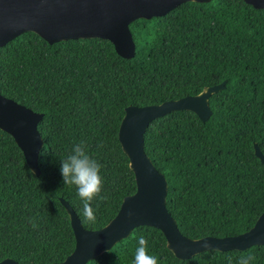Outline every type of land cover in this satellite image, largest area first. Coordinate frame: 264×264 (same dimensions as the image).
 I'll list each match as a JSON object with an SVG mask.
<instances>
[{"label": "trees", "instance_id": "16d2710c", "mask_svg": "<svg viewBox=\"0 0 264 264\" xmlns=\"http://www.w3.org/2000/svg\"><path fill=\"white\" fill-rule=\"evenodd\" d=\"M130 29L136 42L130 59L98 37L51 44L27 31L0 47L1 93L44 113L40 176L0 128V261L52 264L73 252L76 237L60 197L87 229L116 216L137 188L119 140L127 106L195 95L223 81L225 89L210 96L206 122L190 110L171 111L150 123L145 149L168 180L167 207L184 235H238L264 211V163L254 146L264 154V9L244 0L188 1ZM80 141L102 165L100 196L107 199L91 202L95 222L84 218L76 186L65 185L60 171ZM140 236L158 264H238L248 255L255 257L251 264H264V245L179 259L163 232L148 225L87 264H133Z\"/></svg>", "mask_w": 264, "mask_h": 264}, {"label": "water", "instance_id": "95a60500", "mask_svg": "<svg viewBox=\"0 0 264 264\" xmlns=\"http://www.w3.org/2000/svg\"><path fill=\"white\" fill-rule=\"evenodd\" d=\"M188 1L204 3L211 0H0V47L27 31L37 33L51 44L98 37L111 41L119 55L130 59L136 54L130 24L140 18L164 16ZM244 1L264 9V0ZM226 83L206 86L198 94L160 104L126 107L119 140L130 160L136 191L123 199L116 216L99 229L85 228L71 204L60 197L71 219L76 246L65 260L52 264H87L129 237L136 227L144 225L160 229L168 248L179 259H189L207 250H246L254 245H264V211L252 228L238 235H209L196 239L184 235L167 207L168 180L145 149V133L150 123L171 111L190 110L206 122L213 113L210 96L225 89ZM43 117L44 113L3 95L0 90V128L14 137L37 176L42 173L39 154L44 139L38 125ZM254 146L256 155L264 163L261 147L257 142ZM206 243L212 249L204 247ZM0 264L20 263L7 257Z\"/></svg>", "mask_w": 264, "mask_h": 264}, {"label": "clouds", "instance_id": "9594fccd", "mask_svg": "<svg viewBox=\"0 0 264 264\" xmlns=\"http://www.w3.org/2000/svg\"><path fill=\"white\" fill-rule=\"evenodd\" d=\"M102 165L94 159L87 151V146L84 141L74 144L72 154L61 161V175L65 185H75L77 193L83 202V216L89 222H95V211L91 206V202L103 189V177L101 175ZM101 200L107 199L106 196H100ZM132 213L129 212V216ZM30 223L33 228L38 225L33 218ZM204 247L212 249L210 244H205ZM218 250V249H214ZM255 260L254 256H242L238 264H251ZM133 264H158V257L149 254L147 248V240L140 236L138 238V246L135 251ZM231 264V260L229 261Z\"/></svg>", "mask_w": 264, "mask_h": 264}]
</instances>
